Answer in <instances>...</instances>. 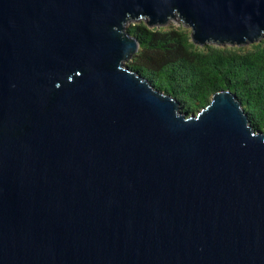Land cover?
<instances>
[{"label": "water", "instance_id": "95a60500", "mask_svg": "<svg viewBox=\"0 0 264 264\" xmlns=\"http://www.w3.org/2000/svg\"><path fill=\"white\" fill-rule=\"evenodd\" d=\"M264 36V0H0V264H264V130L126 65V24Z\"/></svg>", "mask_w": 264, "mask_h": 264}, {"label": "trees", "instance_id": "16d2710c", "mask_svg": "<svg viewBox=\"0 0 264 264\" xmlns=\"http://www.w3.org/2000/svg\"><path fill=\"white\" fill-rule=\"evenodd\" d=\"M126 31L139 43L128 66L172 95L181 112L196 113L216 91L227 89L241 102L251 126L264 130V36L243 46H198L182 24L148 27L139 20Z\"/></svg>", "mask_w": 264, "mask_h": 264}, {"label": "rangeland", "instance_id": "374dc122", "mask_svg": "<svg viewBox=\"0 0 264 264\" xmlns=\"http://www.w3.org/2000/svg\"><path fill=\"white\" fill-rule=\"evenodd\" d=\"M137 21H131V22H128L127 24H126V27L128 26V25H131V24H133V23H136ZM179 24H182V23H180V21L178 20V18H176V19H170L169 20V22H168V24H166V25H179ZM165 25V26H166ZM183 25V24H182ZM184 26V25H183ZM187 28V27H186ZM126 65H131V63H132V58L131 59H129V60H127L126 62Z\"/></svg>", "mask_w": 264, "mask_h": 264}]
</instances>
